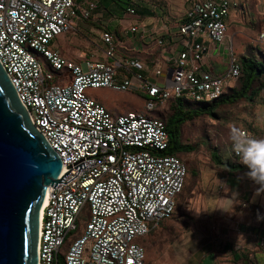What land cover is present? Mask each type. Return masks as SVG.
I'll use <instances>...</instances> for the list:
<instances>
[{"label": "built area", "instance_id": "2783aa9c", "mask_svg": "<svg viewBox=\"0 0 264 264\" xmlns=\"http://www.w3.org/2000/svg\"><path fill=\"white\" fill-rule=\"evenodd\" d=\"M253 5L261 20L250 17ZM98 9L99 0H0V62L62 160L59 181L46 192L38 264H145L141 238L173 216L188 173L167 152L166 121L151 112L175 99L209 102L234 87L242 61L228 34L231 20L248 15L264 43V0H185L175 24L149 22L134 6L117 28L103 22L102 58L91 52L75 60L51 46ZM228 37L226 69L214 72L212 45ZM89 88L140 93L144 108L115 113Z\"/></svg>", "mask_w": 264, "mask_h": 264}, {"label": "rangeland", "instance_id": "374dc122", "mask_svg": "<svg viewBox=\"0 0 264 264\" xmlns=\"http://www.w3.org/2000/svg\"><path fill=\"white\" fill-rule=\"evenodd\" d=\"M81 3L85 0H79ZM139 6L151 10L147 21L156 22L159 19L166 23L175 24L185 12V0H133ZM256 0H251L255 3ZM107 0H99V7L103 16L95 17L92 13L90 19L78 20L74 30L53 39L51 46L60 48L62 53L71 59L78 60L83 54L91 52L99 57H104L102 50L96 46L105 45L100 39L101 24L108 22L112 28H117L118 19L125 16L119 14L120 8L116 3L105 7ZM255 11L251 18L261 20V9L253 5ZM100 12V13H101ZM248 15L239 16L230 22L228 34L233 41L236 54L254 56L264 62V43L256 41L260 24H251ZM96 18V21L93 20ZM95 43V44H94ZM218 48L211 50L212 56L225 67L230 57L231 41L228 37ZM68 75V73H67ZM255 87H260L258 96L253 99L242 98L234 103L220 105L215 114H201L187 120L181 126V141L184 144L195 146L189 152H179V156L187 165L188 173L185 186L177 199L176 210L171 218L155 224L150 231L141 238V243L146 249L145 264H171L172 248L178 243L184 249L189 242L191 229L196 232L201 228L203 218V190L209 183L211 175L221 167L216 162L214 154L222 160L240 162L234 154L231 130L236 128L253 139L264 140V76L254 82ZM240 86L238 81L234 87ZM233 87H230L229 92ZM92 98L105 103L115 113L144 108L143 96L137 92H120L109 88L88 89ZM171 104L167 107L154 109L151 115L166 121L171 114ZM203 179V184L201 183ZM86 220L81 216L78 229L82 231ZM199 236V235H198ZM216 241V240H215ZM177 246V245H176Z\"/></svg>", "mask_w": 264, "mask_h": 264}, {"label": "water", "instance_id": "95a60500", "mask_svg": "<svg viewBox=\"0 0 264 264\" xmlns=\"http://www.w3.org/2000/svg\"><path fill=\"white\" fill-rule=\"evenodd\" d=\"M61 171L0 62V264H38L39 212Z\"/></svg>", "mask_w": 264, "mask_h": 264}, {"label": "crops", "instance_id": "0c3cea01", "mask_svg": "<svg viewBox=\"0 0 264 264\" xmlns=\"http://www.w3.org/2000/svg\"><path fill=\"white\" fill-rule=\"evenodd\" d=\"M100 10L95 17L103 16ZM209 63L214 72L226 69L212 53ZM247 170L221 165L206 186L201 179L205 187L201 228L196 232L191 229L184 249L178 243L173 246L171 264H264V219H258V214L264 216V195L254 199L258 185L244 176ZM234 194L241 203L233 212L225 211L233 210Z\"/></svg>", "mask_w": 264, "mask_h": 264}, {"label": "trees", "instance_id": "16d2710c", "mask_svg": "<svg viewBox=\"0 0 264 264\" xmlns=\"http://www.w3.org/2000/svg\"><path fill=\"white\" fill-rule=\"evenodd\" d=\"M112 3H116L119 6L120 15H124L129 6H134L141 16L151 15V10L139 6L133 0H107V4L101 5L108 7ZM241 61L242 76L239 79L240 86L233 87L229 92L226 91L219 98L209 102H192L184 99H175L170 103L172 112L166 118V126L170 133L168 153L178 154L179 152H189L195 149V146L184 144L181 141V126L187 120H191L201 114H215V110L222 104L234 103L242 98L253 99L258 96L261 88L255 87L254 82L261 76H264V62L256 59L254 56H242ZM214 158L217 163L229 170L247 169L240 162H233L228 159L222 160L216 154H214ZM60 264H62V260Z\"/></svg>", "mask_w": 264, "mask_h": 264}, {"label": "clouds", "instance_id": "9594fccd", "mask_svg": "<svg viewBox=\"0 0 264 264\" xmlns=\"http://www.w3.org/2000/svg\"><path fill=\"white\" fill-rule=\"evenodd\" d=\"M231 139L233 151L239 157L240 163L248 169L244 176L253 181L255 185H258L254 199L264 195V140L250 138L236 128L231 130ZM243 178L241 177V179ZM233 200V210L223 208L225 211L233 212L235 205L241 203L238 194L233 195ZM258 219H264V216L258 214Z\"/></svg>", "mask_w": 264, "mask_h": 264}, {"label": "bare ground", "instance_id": "6f19581e", "mask_svg": "<svg viewBox=\"0 0 264 264\" xmlns=\"http://www.w3.org/2000/svg\"><path fill=\"white\" fill-rule=\"evenodd\" d=\"M46 202H47V196L45 195V198H44L43 204H42L41 209H40V212H39V219H40V220H41V218H42V210H43V207L45 206Z\"/></svg>", "mask_w": 264, "mask_h": 264}, {"label": "snow or ice", "instance_id": "6c2138e0", "mask_svg": "<svg viewBox=\"0 0 264 264\" xmlns=\"http://www.w3.org/2000/svg\"><path fill=\"white\" fill-rule=\"evenodd\" d=\"M129 264H131V261L129 262Z\"/></svg>", "mask_w": 264, "mask_h": 264}]
</instances>
